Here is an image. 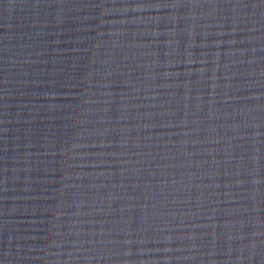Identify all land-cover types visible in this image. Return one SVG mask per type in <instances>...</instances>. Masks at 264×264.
I'll use <instances>...</instances> for the list:
<instances>
[{
	"label": "water",
	"instance_id": "95a60500",
	"mask_svg": "<svg viewBox=\"0 0 264 264\" xmlns=\"http://www.w3.org/2000/svg\"><path fill=\"white\" fill-rule=\"evenodd\" d=\"M0 264H264V0H0Z\"/></svg>",
	"mask_w": 264,
	"mask_h": 264
}]
</instances>
